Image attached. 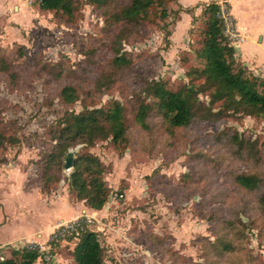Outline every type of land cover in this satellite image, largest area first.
Returning <instances> with one entry per match:
<instances>
[{
  "label": "rangeland",
  "instance_id": "obj_1",
  "mask_svg": "<svg viewBox=\"0 0 264 264\" xmlns=\"http://www.w3.org/2000/svg\"><path fill=\"white\" fill-rule=\"evenodd\" d=\"M212 1L221 6L237 61L264 77V0H179L167 6V18L152 17L131 35L123 26L108 25L87 0H80L70 25L58 14L22 13L18 6L31 7L28 0L6 4V15L0 16V118L1 130L16 143L0 151V196L7 186L16 207L24 196L29 208H9L0 227L4 257L31 244L42 249L34 264H74L77 232L89 228L98 235L104 264H264V215L258 206L264 184L248 192L233 183L240 173L264 180V118L231 114L209 122L200 106L185 128L169 129L157 111L148 114L145 129L135 121L141 103L154 104L146 94L149 84L174 90L188 84L187 71L197 64L193 49L202 6ZM16 13L22 14L8 22ZM118 33L121 43L115 47ZM117 48L127 60L121 67L113 64ZM65 86L77 92L71 106L60 98ZM197 97L208 106L207 96ZM113 101L125 110L127 141L116 146L110 137L68 150L73 160L96 156L109 192L123 194L87 215L83 210L92 209L70 193L72 169L65 171V157L53 153L51 132L68 113L105 109ZM235 134L259 148L260 161L238 150ZM55 177L52 190L42 192L41 180ZM33 199L60 210L54 232L40 240L4 242L46 220Z\"/></svg>",
  "mask_w": 264,
  "mask_h": 264
},
{
  "label": "trees",
  "instance_id": "obj_2",
  "mask_svg": "<svg viewBox=\"0 0 264 264\" xmlns=\"http://www.w3.org/2000/svg\"><path fill=\"white\" fill-rule=\"evenodd\" d=\"M177 1L179 0H87L108 25L123 26L130 35L138 32L142 24L151 22L152 17L160 20L167 18V6ZM80 6V0L31 2V7L37 11L58 14L68 25L74 22ZM202 8L203 24L193 49L197 64L187 71L188 84L175 90L166 88L161 82L149 84L146 94L153 99L154 104L141 103L135 114V121L142 129L147 127V116L151 111H157L169 129L188 127L196 119L200 106L206 110L203 118L209 122L231 114L264 118V78L254 76L237 61L235 49L226 35L227 28L220 4L212 1ZM174 13L178 19L180 12ZM186 13L190 14L191 9L186 8ZM226 14H229L228 10ZM120 43L121 35L118 33L115 36V47H120ZM119 52L120 48L115 49L113 64L116 67L127 63L124 54L119 56ZM199 94L209 98L208 106L199 102ZM60 98L71 106L78 99L76 89L73 86L63 87ZM124 112L123 106L113 101L105 109L68 113L51 132V140L55 142L53 153L66 157L68 150L76 145L93 146L95 142L110 137L116 146L125 143L127 127ZM1 127L0 118V151L5 146L16 143V138L4 133ZM232 139L238 150L246 152L251 159L260 161L259 148L258 151L252 148L254 143L237 134ZM262 145L264 146V142ZM125 148L124 145L123 149ZM104 170V165L96 156L82 154L73 160L72 172L68 178L70 193L95 211L103 208L112 193L103 180ZM49 173L52 177L51 172ZM57 180L56 177L48 182L45 178L42 179L41 191L50 192ZM233 183L242 190L256 192L260 190L264 180L259 175L240 173L234 176ZM258 206L264 215V192L258 197ZM77 239L72 252L74 264H104L103 248L95 231L89 228L78 230ZM10 250L8 257L0 252V264H34L41 255L38 249L30 250L27 247Z\"/></svg>",
  "mask_w": 264,
  "mask_h": 264
},
{
  "label": "crops",
  "instance_id": "obj_3",
  "mask_svg": "<svg viewBox=\"0 0 264 264\" xmlns=\"http://www.w3.org/2000/svg\"><path fill=\"white\" fill-rule=\"evenodd\" d=\"M17 0H3V5H1L0 4V16L2 15H6V4H8V6L9 5H11L12 3H14V2H16ZM194 3V2H193ZM192 3V4H193ZM191 5V4H190ZM189 5V6H190ZM18 8L20 9V10H22V8H23V10H24V12H22V13H26V12H30L28 9H31V10H33V9H35L36 11H37V9L36 8H33V7H28V6H25V7H19L18 6ZM187 8H188V6H187ZM19 10V11H20ZM22 13H16V14H13L11 17H8L7 18V21L8 22H12V18L13 17H16L17 15H20V14H22ZM11 28V27H10ZM251 44V43H250ZM252 45V44H251ZM243 47H244V44H243ZM243 47H242V49H243ZM240 52H243V50L242 51H240ZM244 53V52H243ZM264 78V77H263ZM6 188H7V186H6ZM4 189L3 190V195L2 196H0V197H2L1 199H0V202H1V205H2V208H1V210H0V227L1 226H4L5 224H6V222H7V218H8V214H7V212L9 211V208H12V209H14L16 212L17 211H26L28 208H29V206H27L26 205V202L28 203V199L29 198H26V197H24V196H22L21 194V202L22 203H20L19 205L20 206H18V207H16V205L17 204H15L16 202H13V200H12V198L9 196L10 194H9V192L7 191L8 189ZM33 190V189H32ZM7 191V192H6ZM22 193H24V192H22ZM26 194V193H25ZM33 201L35 202V205H37L38 207H39V211L41 210V211H43V215H46V220H41V222L40 223H38V224H36V227H34V228H31V229H29V230H27V231H25V232H22V233H20V234H18V235H15V237H12V238H9L7 241H4V242H6V243H10V242H14L16 239L17 240H19V239H21V238H29V239H36V240H38L37 238H39V240L42 238L41 236H45L48 232H49V234L50 233H53L54 232V227L56 226V221L57 220H59V219H61V218H59V217H61L60 215V210L58 209V210H54V209H52V207H50L51 206V204L49 203V202H45V201H43V203H39L38 202V200H34L33 199ZM24 204L26 205V207H24ZM51 211V212H50ZM67 211V210H66ZM83 212L85 213V214H87V215H89L90 213H100V211H94V210H91V211H88V210H83ZM68 215H70V213L67 211V212H65V216H68ZM44 217V216H43ZM20 218H22V217H20ZM16 222H17V220H16ZM37 236V237H36ZM44 238V237H43ZM34 239V240H35ZM3 242V243H4Z\"/></svg>",
  "mask_w": 264,
  "mask_h": 264
},
{
  "label": "built area",
  "instance_id": "obj_4",
  "mask_svg": "<svg viewBox=\"0 0 264 264\" xmlns=\"http://www.w3.org/2000/svg\"><path fill=\"white\" fill-rule=\"evenodd\" d=\"M30 3H31V0H28ZM123 198V194L121 193H118V192H112L109 196V201H117V200H120ZM79 224L76 222V223H71L69 224L67 227H68V230H74ZM28 249L30 250H39L41 252V248H38L37 246L35 245H28L27 246Z\"/></svg>",
  "mask_w": 264,
  "mask_h": 264
},
{
  "label": "water",
  "instance_id": "obj_5",
  "mask_svg": "<svg viewBox=\"0 0 264 264\" xmlns=\"http://www.w3.org/2000/svg\"><path fill=\"white\" fill-rule=\"evenodd\" d=\"M73 158H74V153L73 151H69L64 159V166L63 169L65 171H70L73 167Z\"/></svg>",
  "mask_w": 264,
  "mask_h": 264
}]
</instances>
